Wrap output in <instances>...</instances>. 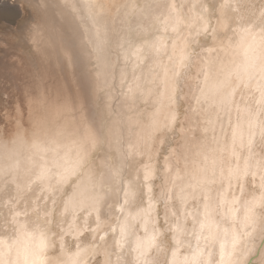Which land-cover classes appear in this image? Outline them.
<instances>
[{
  "label": "clouds",
  "instance_id": "clouds-1",
  "mask_svg": "<svg viewBox=\"0 0 264 264\" xmlns=\"http://www.w3.org/2000/svg\"><path fill=\"white\" fill-rule=\"evenodd\" d=\"M0 264H264V0H0Z\"/></svg>",
  "mask_w": 264,
  "mask_h": 264
},
{
  "label": "rangeland",
  "instance_id": "rangeland-1",
  "mask_svg": "<svg viewBox=\"0 0 264 264\" xmlns=\"http://www.w3.org/2000/svg\"><path fill=\"white\" fill-rule=\"evenodd\" d=\"M8 23H10V14L7 10H4L0 12V30L5 29Z\"/></svg>",
  "mask_w": 264,
  "mask_h": 264
}]
</instances>
